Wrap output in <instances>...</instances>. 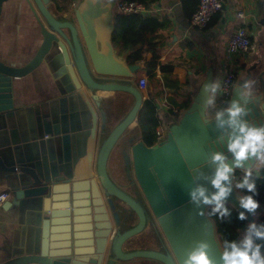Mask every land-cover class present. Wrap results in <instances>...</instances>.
I'll return each instance as SVG.
<instances>
[{
	"label": "water",
	"instance_id": "1",
	"mask_svg": "<svg viewBox=\"0 0 264 264\" xmlns=\"http://www.w3.org/2000/svg\"><path fill=\"white\" fill-rule=\"evenodd\" d=\"M3 1L0 0V13ZM32 1L39 12L30 3L42 42L23 66H10L0 61V111L10 107L9 78L29 73L56 48L77 93L82 97L90 121L89 127L83 130L87 135L84 152L73 158L69 172L62 170L59 177L35 179L36 187L24 191L25 194H38L45 206H51L44 207L40 224L38 263L100 264L105 237L111 233V256L107 264H118L117 261L135 257L154 259L161 264H183L187 253L199 242L208 245L207 254L212 264H223L222 245L214 220L208 214L209 207L214 205L190 202L189 192L198 185L203 186L208 195L215 191L211 179L216 165L209 163L212 152H224L231 163L225 147L226 139L221 138L224 130L210 119L212 112L225 107L233 98L239 99L237 86L245 79L256 81L254 99L241 100L248 107L246 118L254 124H264V56L245 69L244 75L236 79L226 104L214 110L205 108L203 92L204 84L215 81L212 58L189 106L176 120L168 123L165 137L147 145L142 138L137 139L135 131L137 113L145 100L134 83L139 65L127 63L111 42L117 0H79L68 18L55 17L47 7V0ZM81 84L91 93L99 90L125 92L132 98L131 105L120 119L110 123L105 109H100L99 113L95 111ZM92 99L95 105H99L98 96L92 95ZM98 116L100 129L97 133ZM98 138L102 140L97 146ZM110 158H122L128 162L132 180L140 189L171 256L153 249L123 250L125 241L143 229L146 215L142 206L110 179L107 172ZM256 164L254 160L246 162V166L254 169ZM240 172L243 170L236 169L233 174V191L225 204L244 211L239 207L238 196L241 193L234 186ZM95 178L103 188L104 198ZM116 200L123 207L111 215L109 211L117 208ZM126 210L135 212L138 221L121 230L117 212ZM90 211L92 216H87ZM261 211H264V204H260L257 213ZM253 219L254 215H247L249 222ZM112 221L115 226H112ZM126 225L123 224L124 227ZM99 239L101 246L95 247Z\"/></svg>",
	"mask_w": 264,
	"mask_h": 264
},
{
	"label": "crops",
	"instance_id": "2",
	"mask_svg": "<svg viewBox=\"0 0 264 264\" xmlns=\"http://www.w3.org/2000/svg\"><path fill=\"white\" fill-rule=\"evenodd\" d=\"M78 1L47 0V7L55 17L68 18ZM30 3L37 11L32 0L2 3L0 61L10 66H23L42 42ZM155 6L151 13L166 15L169 25L156 32L153 40L157 43L159 61L171 67L162 71L157 66L151 78L141 68L144 61L141 59L135 62L139 65L136 80L134 75L136 82L140 77L147 78V86L141 90L142 98H152L155 104L164 96L183 112L212 58L215 81H218L229 66L225 57L228 36L239 26L247 30L256 47L233 59L237 78L264 56V0H225L218 17L203 29L190 25L181 0H158ZM239 10H243L244 17H237ZM58 53L53 48L29 73L9 78L10 107L0 111V192H10L8 200L0 206V264H39L40 224L44 207L51 206H45L38 194L24 191L36 187L35 179L59 177L62 170L69 172L73 158L85 149L87 135L83 130L90 125L88 110ZM150 56L148 52L146 59ZM81 87L97 113L102 108L108 115L112 113L106 101L115 97L114 92L91 93L85 85ZM92 95L99 97V105H95ZM128 99H132L130 95ZM122 115H112L110 123ZM157 115L156 129H162L165 137L168 123L178 116L164 108H158ZM96 126L98 133L99 116ZM136 136L142 138L139 134ZM101 140H96L97 146ZM95 181L99 187L96 178Z\"/></svg>",
	"mask_w": 264,
	"mask_h": 264
},
{
	"label": "clouds",
	"instance_id": "3",
	"mask_svg": "<svg viewBox=\"0 0 264 264\" xmlns=\"http://www.w3.org/2000/svg\"><path fill=\"white\" fill-rule=\"evenodd\" d=\"M256 81L245 79L238 87L239 99L233 98L225 107L212 112L210 120H214L220 129H223L222 139H226V156L222 151L211 153L209 163L215 164V172L211 184L215 191L207 194V190L198 185L189 192L190 202L197 205H209L210 215L219 214L221 218L228 217L230 210L225 206V200L233 191V174L236 169H242L243 175L234 186L244 190L239 196V207L244 211L239 212L238 219L246 220L248 214L256 215L260 208L257 184L253 179L254 167L246 166V162L254 160L255 173L258 175L260 167H264V124H254L246 117L247 104L241 100L251 101L255 97ZM221 85L217 81L204 84V105L211 109L216 104L217 95ZM226 116V118H225ZM260 241V242H258ZM208 245L199 242L186 255L183 264H212L207 254ZM223 264H264V224L251 222L247 225L243 236L238 240L223 241L221 250Z\"/></svg>",
	"mask_w": 264,
	"mask_h": 264
},
{
	"label": "trees",
	"instance_id": "4",
	"mask_svg": "<svg viewBox=\"0 0 264 264\" xmlns=\"http://www.w3.org/2000/svg\"><path fill=\"white\" fill-rule=\"evenodd\" d=\"M146 5H153L158 0H138ZM183 13L190 17L197 4V0H181ZM218 17V12L212 17L211 24ZM208 24V25H209ZM169 25V19L164 14L148 13H123L116 11L113 16V30L111 32V42L117 49L118 53L126 58V62L133 64L143 59L141 68L146 70L149 77L154 76V69L159 66L162 71H166L171 65H164L159 61L160 54L157 50V43L153 40L154 35L160 29ZM151 52L150 58L146 59V54ZM159 124L156 104L152 98H146L137 113L136 132L142 136L143 141L147 144H153L157 141L156 127ZM243 173L237 174V179L242 178ZM253 179L257 184L258 195L256 199L260 204H264V167H260L259 174L255 173ZM238 181V180H237ZM240 193L244 190H239ZM230 210L228 217L221 218L219 214L210 215L213 218L217 236L223 247V241L238 240L243 236L247 225L251 222L238 219L239 211L229 204H225ZM254 222L264 224V211L258 212L253 219ZM252 221V222H253ZM260 242V241H258Z\"/></svg>",
	"mask_w": 264,
	"mask_h": 264
},
{
	"label": "built area",
	"instance_id": "5",
	"mask_svg": "<svg viewBox=\"0 0 264 264\" xmlns=\"http://www.w3.org/2000/svg\"><path fill=\"white\" fill-rule=\"evenodd\" d=\"M225 4V0H197V6L189 18L191 26L203 29L206 28L211 21L212 17L219 11L222 10ZM116 9L123 13H138L148 14L156 9L155 3L151 6L138 0H118L116 3ZM237 17H244L243 10H239L236 13ZM256 44L250 40L247 30L243 26L237 27L233 30L227 39L225 47V57L228 61V68L223 72L220 79L217 81L221 85V89L217 97L228 101L232 87L237 79L235 72V65L233 59L236 58L241 52L255 49ZM137 86L140 90L147 86V78L140 77L137 81ZM157 104L159 108L169 110L175 117L179 116L180 109L176 106L171 105L167 98L162 96L158 98ZM157 141L164 137L162 129H156ZM10 192H0V206H2L9 198Z\"/></svg>",
	"mask_w": 264,
	"mask_h": 264
},
{
	"label": "flooded vegetation",
	"instance_id": "6",
	"mask_svg": "<svg viewBox=\"0 0 264 264\" xmlns=\"http://www.w3.org/2000/svg\"><path fill=\"white\" fill-rule=\"evenodd\" d=\"M121 99H123L125 102L124 98L121 97ZM118 102L120 104L122 103V101L120 102V100ZM114 104L117 105L116 100L114 101ZM112 115L114 116L113 113H110L108 115L109 121L111 120ZM107 172H108L110 179L114 182V184L119 189H121L123 192L128 194L130 197H132L136 202H138L142 206L144 213L146 215V222H145L143 229L140 232L136 233L135 235L129 237V239L125 241L123 250L128 251L132 249H153V250L161 251L163 253H167V255L171 256L172 254L167 247V244L164 240L163 235L162 234L160 235L159 233L160 230H159V227L156 221L151 215V212L149 211V209H147L146 207V204H145L146 201L144 202V198L142 196L140 189L136 187L134 180H132L128 162L124 161L122 158H119L116 162H110L108 160L107 161ZM97 182L99 184V190L101 189L103 193L101 195L104 198L105 193L103 191V188L98 180ZM122 207L123 206L120 203H118L116 210H113V212L109 211V213L112 215L114 212L117 211V209L119 210ZM117 213H118L117 218L121 222V225H122V226L120 225L121 230L129 226L135 225L138 221V217L136 213L133 211L126 210L125 212L118 211ZM125 223L127 225L124 227L123 224ZM112 226H115L113 221H112ZM105 238H106V244L103 250V258L100 264H107V260L111 256L110 254V243L112 240L111 233L107 234ZM117 263L118 264H161L160 262L154 259L143 258V257L142 258L135 257L127 261H117Z\"/></svg>",
	"mask_w": 264,
	"mask_h": 264
},
{
	"label": "rangeland",
	"instance_id": "7",
	"mask_svg": "<svg viewBox=\"0 0 264 264\" xmlns=\"http://www.w3.org/2000/svg\"><path fill=\"white\" fill-rule=\"evenodd\" d=\"M139 74V71L137 70L136 72H135V80H136V78L139 76L138 75ZM135 84H137V82L135 81L134 82ZM129 96L127 93H125V92H116L115 93V97H113V98H109V99H107V101H106V103L108 104V106H109V108H110V112H112L113 114H114V116H119V115H121V114H123V113H125L126 112V110L129 108V106L131 105V102H132V100L130 99H128V100H126L125 99V97L124 96ZM121 97L122 98H124L125 99V102H124V100L123 99H121ZM117 98H118V100H117ZM117 101V105L116 104H114V101ZM120 100V102L122 101V103L120 104L118 101ZM226 100H224V99H222L220 96L219 97H217V100H216V104H215V106H213L212 108H211V110H214V109H218V108H220L221 106H223V105H225L226 104ZM167 110V109H166ZM167 111H169V110H167ZM170 112V111H169ZM116 160H117V158L116 159H114V158H110L109 159V161L110 162H116ZM71 200H73V198L71 199ZM73 203H76V201H74ZM92 216L91 215V211L90 212H88V214H87V216ZM91 236H93V235H91ZM93 238H94V236H93ZM97 246H101V240L99 239V240H97V244H96V246L95 247H97Z\"/></svg>",
	"mask_w": 264,
	"mask_h": 264
},
{
	"label": "bare ground",
	"instance_id": "8",
	"mask_svg": "<svg viewBox=\"0 0 264 264\" xmlns=\"http://www.w3.org/2000/svg\"><path fill=\"white\" fill-rule=\"evenodd\" d=\"M102 92V91H101ZM107 93H109V92H107ZM106 94V93H105ZM146 203V202H145ZM146 206L148 207V205H147V203H146ZM150 211V210H149Z\"/></svg>",
	"mask_w": 264,
	"mask_h": 264
}]
</instances>
